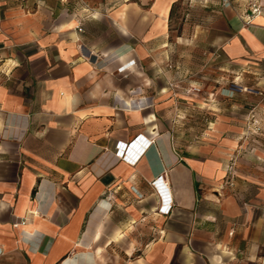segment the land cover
I'll use <instances>...</instances> for the list:
<instances>
[{"label": "crops", "instance_id": "crops-1", "mask_svg": "<svg viewBox=\"0 0 264 264\" xmlns=\"http://www.w3.org/2000/svg\"><path fill=\"white\" fill-rule=\"evenodd\" d=\"M177 1L0 0V264H264V169L224 183L235 140L172 129Z\"/></svg>", "mask_w": 264, "mask_h": 264}, {"label": "rangeland", "instance_id": "rangeland-1", "mask_svg": "<svg viewBox=\"0 0 264 264\" xmlns=\"http://www.w3.org/2000/svg\"><path fill=\"white\" fill-rule=\"evenodd\" d=\"M263 12L260 0H178L165 45L155 52L167 98H174L175 134L232 137L234 180L242 170L264 169V58L250 46L249 54L231 60L223 46L233 33L252 29Z\"/></svg>", "mask_w": 264, "mask_h": 264}, {"label": "built area", "instance_id": "built-area-1", "mask_svg": "<svg viewBox=\"0 0 264 264\" xmlns=\"http://www.w3.org/2000/svg\"><path fill=\"white\" fill-rule=\"evenodd\" d=\"M228 175H229L230 182L228 181L227 183H232L233 180H234V177H235V171L233 170L232 166H230V168H229ZM164 210L168 212L169 211V207L165 208ZM15 222H16V224H22V223L26 222V220L23 219V218H20V219H17V221H15Z\"/></svg>", "mask_w": 264, "mask_h": 264}]
</instances>
